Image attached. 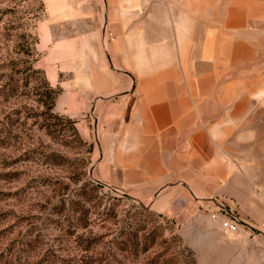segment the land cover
Wrapping results in <instances>:
<instances>
[{"label": "crops", "instance_id": "obj_1", "mask_svg": "<svg viewBox=\"0 0 264 264\" xmlns=\"http://www.w3.org/2000/svg\"><path fill=\"white\" fill-rule=\"evenodd\" d=\"M104 3L107 50L89 17L41 37L58 53L55 110L95 114L99 180L213 240L227 264H264V0Z\"/></svg>", "mask_w": 264, "mask_h": 264}, {"label": "rangeland", "instance_id": "obj_2", "mask_svg": "<svg viewBox=\"0 0 264 264\" xmlns=\"http://www.w3.org/2000/svg\"><path fill=\"white\" fill-rule=\"evenodd\" d=\"M104 1L0 0V264H227L213 240L185 239L177 219L97 178L94 113L48 107L58 53L41 37L89 17L107 50Z\"/></svg>", "mask_w": 264, "mask_h": 264}, {"label": "built area", "instance_id": "obj_3", "mask_svg": "<svg viewBox=\"0 0 264 264\" xmlns=\"http://www.w3.org/2000/svg\"><path fill=\"white\" fill-rule=\"evenodd\" d=\"M109 39H112V35L110 32H106V35ZM218 213H220V227L229 231H236L238 229L239 223L238 218L234 214H228L227 210L223 208L221 205L217 207ZM212 216L215 217L216 214L212 213ZM261 227H264V222L261 223Z\"/></svg>", "mask_w": 264, "mask_h": 264}, {"label": "trees", "instance_id": "obj_4", "mask_svg": "<svg viewBox=\"0 0 264 264\" xmlns=\"http://www.w3.org/2000/svg\"><path fill=\"white\" fill-rule=\"evenodd\" d=\"M48 90L52 94V96H50V103H49V106H48L49 108H51L53 106V102H54L56 96L59 93V89L58 88H54V89L48 88Z\"/></svg>", "mask_w": 264, "mask_h": 264}]
</instances>
